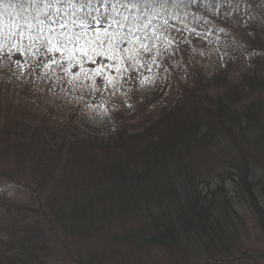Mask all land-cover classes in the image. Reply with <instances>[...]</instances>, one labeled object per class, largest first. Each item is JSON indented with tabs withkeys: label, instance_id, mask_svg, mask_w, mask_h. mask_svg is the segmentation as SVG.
<instances>
[{
	"label": "trees",
	"instance_id": "trees-1",
	"mask_svg": "<svg viewBox=\"0 0 264 264\" xmlns=\"http://www.w3.org/2000/svg\"><path fill=\"white\" fill-rule=\"evenodd\" d=\"M112 1L81 8L79 0H36L26 10L0 4L6 26L15 17L24 31L25 52L10 55L23 67H0V264H103L106 254L114 264H198L201 254V264H258L262 256L238 246L243 221L233 205L237 200L250 209L264 238V161L254 178V164L264 157V30L252 24L240 38L230 35L237 18L230 0H168L176 10L186 7L183 21L208 30L190 36L213 44L224 68L209 79L192 75L175 53L170 69H157L158 86L144 101L128 85L129 74L147 64L133 46L113 62L121 69L129 62L128 71L114 66L106 77L94 64L81 70L79 60L70 71L67 63H37L33 48L43 40L29 47V36L47 35V15L114 16L125 25L113 28L117 34L110 30L123 48L119 41L129 28L139 27L135 34L143 36L159 3L141 0L120 9ZM58 6L66 11H55ZM18 42L9 28L0 31L2 48ZM106 79L114 86L106 87ZM52 87L77 90L80 100L91 92H127L134 103L129 114L110 107L116 129L97 140L71 122L74 132L58 130L54 109L37 101Z\"/></svg>",
	"mask_w": 264,
	"mask_h": 264
},
{
	"label": "rangeland",
	"instance_id": "rangeland-1",
	"mask_svg": "<svg viewBox=\"0 0 264 264\" xmlns=\"http://www.w3.org/2000/svg\"><path fill=\"white\" fill-rule=\"evenodd\" d=\"M230 3L236 7L235 9L237 13V18L233 22V29L229 31L230 35L240 38V32H242L247 25L252 24L256 25L257 28L264 30V0H230ZM175 5V1H171L168 4L157 3L155 5L154 16L156 17V29L158 30L157 34L160 36V39L154 41L155 47L152 48L150 55H145L139 42L132 39L131 36L125 35L127 37L123 38V40L127 42V49L130 50L133 47L136 48V53L142 54V57L146 58L145 61L147 62L146 66H143L135 74H129L131 78L128 85L130 87L135 85L133 89L138 101H144L154 93L160 81L157 69L160 70L161 65L166 66V71L170 69V60L174 59L175 53L177 57L181 59L182 64L187 71L189 69L192 71V75L197 74L199 77L209 79L215 73L222 71L224 68L222 58L214 48L213 44L208 43L201 34L190 36L191 30L203 33H207L208 30L204 27L201 28L196 26L195 24L192 25L190 20L186 22L183 21L181 18L188 19L186 7H182L181 10H176ZM112 6L120 9L125 8L123 2L117 5L116 0L112 1ZM55 11H66V8L64 6H58ZM50 18L57 19L58 22H64L68 25L69 29H74V26L71 23L68 24L69 21H72L75 18L71 13H66L63 16L65 20L58 15H47L46 19L42 22L43 29H47L46 25L50 23ZM165 21H167L166 30H164ZM213 22L216 24L218 23L215 22V20H213ZM88 23L92 24V21H88ZM217 25L222 27L223 23L219 22ZM8 28V25L6 26L4 22L3 30ZM113 28L110 30L117 34V31ZM89 35H91V33ZM170 37H174L179 46L178 49L175 45L168 47L167 52H165L164 49L168 45V38ZM131 46L133 47L131 48ZM9 48V44H7L6 48L0 46V49H2L5 54L3 57L0 56V67H2L4 72L5 68L9 70V68L14 66L17 61L16 59H13V62H11L12 58L7 54ZM157 57L160 58V60L157 61L159 67H153V60H156ZM5 63H7V65ZM149 67L151 70H149ZM65 91H67L65 88L64 90L62 89V91L53 87L47 91L44 89L40 93L37 101L41 105L47 104L54 109L57 115L56 121L59 127L58 130L62 132L68 131L69 133L74 132L70 129L71 122L75 124L80 132L97 140L107 139L116 129V123L109 113V108L117 106L122 111L129 114L132 111L131 106H133L134 103L130 100V94L127 92H113L111 94H106V92L101 94L98 92H91L90 94H87L86 98L80 100L78 98V95H80L79 91L75 90L71 93ZM263 158V156H260L257 163L254 164L257 168V171H255V179H258L257 177L263 173ZM2 184L6 187V194L9 196L12 195V185L8 182ZM228 190L232 191V183L229 184ZM259 200V204L264 207V199L262 200L261 198ZM233 207L239 216L242 217L243 221L238 235V239L240 240L238 246H241L243 250H246L245 253L251 257L255 255L262 256L257 263L264 264V238L255 224V218L252 215V212L249 208L245 207L244 204L242 205L241 203H238L237 200H235ZM246 208L249 210L247 211ZM125 243L127 242H121L119 244L121 245ZM105 258L103 264H114V260L111 256L106 254ZM205 258L206 257L201 254L196 258V262L201 264L205 261ZM162 263L163 262H161V264Z\"/></svg>",
	"mask_w": 264,
	"mask_h": 264
},
{
	"label": "snow or ice",
	"instance_id": "snow-or-ice-1",
	"mask_svg": "<svg viewBox=\"0 0 264 264\" xmlns=\"http://www.w3.org/2000/svg\"><path fill=\"white\" fill-rule=\"evenodd\" d=\"M7 2L9 7H19L26 10V4L29 2L35 3L36 0H15L12 3L11 0H0V4ZM57 2H62V0H57ZM93 0H87V4L83 0H79V7L90 6ZM99 2V0H97ZM105 3L111 2V0H104ZM124 3L125 7H136L141 0H116V4L119 5ZM152 3L167 4L168 0H151ZM68 3H73V0H68ZM99 11V9H95ZM118 12V8L116 9ZM155 16L149 18L147 23L144 24V34L143 36H138L135 34L136 31H140L138 27L135 31L132 28L128 29L129 35L132 39L139 42L145 55H150L152 48L155 47L154 41L159 40L160 36L157 34L158 30L156 26L152 23L155 20ZM124 21H127V17H123ZM71 24L74 29H69L68 25L64 22H58L57 19H51L50 23L46 25L47 35L44 36L42 33L38 32L36 35L29 36V47H32L37 41L43 40L40 47L33 48L36 54L37 63L42 64L45 68H50L52 65L63 66L65 63L69 65L68 71L71 67L76 66L73 64V60H79V66L83 70L84 63L94 64L97 67L93 69L98 76L107 75V71L115 66L116 71H128V63L126 61L125 67L121 69L119 66L113 64L114 61L119 59H124V53L128 51L126 47V41L121 39L119 44L125 45V47H118L117 42L113 39L114 35L111 33L110 29L119 25L120 28H124V23L116 20L114 16L103 17V15H97L92 17V24H89L87 20L81 19L79 22L77 19H73ZM167 21L164 22V30H166ZM4 22L0 19V31L3 30ZM10 35L18 36L19 42L13 43L8 49L7 54L11 55L14 52H18L21 56L25 54L24 46L22 41L24 39V31L20 29V25L16 23L15 17H12L8 25ZM178 31V30H177ZM91 33V35H89ZM169 43L165 47L164 51L167 52L168 47H175L178 49V43L174 37L168 38ZM41 48L43 52L41 53ZM119 52L121 55L117 57L116 53ZM0 54H3V50L0 49ZM43 57V58H41ZM67 57V59H65ZM109 61L105 64L102 61ZM19 67H23L20 60L16 61ZM155 63V60H153ZM144 65H141L143 67ZM135 70V69H133ZM149 70L150 67H149ZM131 78V77H129ZM143 83V81H142ZM105 86H114L111 79L105 80Z\"/></svg>",
	"mask_w": 264,
	"mask_h": 264
}]
</instances>
